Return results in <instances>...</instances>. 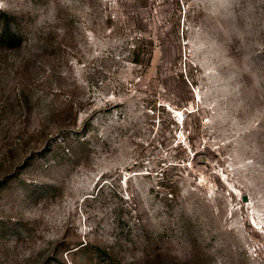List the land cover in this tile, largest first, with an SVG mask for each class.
I'll return each mask as SVG.
<instances>
[{"label": "rangeland", "instance_id": "374dc122", "mask_svg": "<svg viewBox=\"0 0 264 264\" xmlns=\"http://www.w3.org/2000/svg\"><path fill=\"white\" fill-rule=\"evenodd\" d=\"M0 264H264V0H0Z\"/></svg>", "mask_w": 264, "mask_h": 264}, {"label": "trees", "instance_id": "16d2710c", "mask_svg": "<svg viewBox=\"0 0 264 264\" xmlns=\"http://www.w3.org/2000/svg\"><path fill=\"white\" fill-rule=\"evenodd\" d=\"M7 36H8L9 39L12 38L9 34H8ZM145 44H146V41L141 40V38H139V43H138V46H137V52H138L139 50H141L142 48H144ZM149 44H151V43H149ZM147 45H148V43H147ZM186 77H187V76H186ZM184 78H185V76H181V79L183 80L184 84L186 85ZM191 85H192V84H191ZM100 251H101V253H102L103 255H105V257H109V258H110V255H109V253H108L107 251H103V250H100Z\"/></svg>", "mask_w": 264, "mask_h": 264}]
</instances>
